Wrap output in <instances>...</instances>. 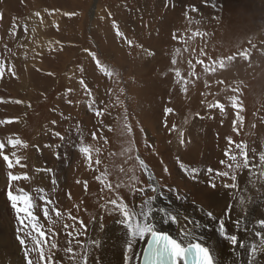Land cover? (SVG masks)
Here are the masks:
<instances>
[{
  "label": "rangeland",
  "instance_id": "obj_1",
  "mask_svg": "<svg viewBox=\"0 0 264 264\" xmlns=\"http://www.w3.org/2000/svg\"><path fill=\"white\" fill-rule=\"evenodd\" d=\"M193 5L198 12L192 11ZM37 11L40 17L35 16ZM0 14V59L6 65L0 78V120L17 118L12 124L0 125V140L6 142L11 134L28 145L15 150L26 158L27 167L12 171L26 172L30 179L13 182V190L23 188L36 197L34 214L58 249L68 246V233L72 232L74 251H83L88 233L91 242H98L89 247V253L99 250L106 234L123 219L113 211L112 199L139 211L137 206L144 199L156 195L153 210L170 207L172 200L182 206V215L193 221L195 208L205 217L211 211L217 217L211 219L215 224L222 216L227 227L237 224L230 216L232 209L241 207L239 211L251 219V230H242L245 241L241 242L248 252L243 260L245 264L250 260L264 264V247L254 244L260 240L255 232L264 219V191L257 198L254 189L264 185L261 170L255 174L238 170L236 189L221 186L232 183L227 178L211 188L206 172L208 168L229 170L231 175L220 163L226 159L229 137L246 145L250 156L255 153L258 158L264 151V0H0ZM14 20L26 23L27 32L21 26L12 36ZM113 21L135 47L130 48L115 34ZM197 31L206 35H194ZM173 33L183 41L173 39ZM249 40L256 44L255 49L250 48ZM201 49L206 55L201 56ZM243 49L252 52L251 60H225L224 70L217 63L215 72H205L197 63L203 59L210 64ZM90 53H95L99 67ZM9 66L14 67L15 76L7 70ZM175 70L182 74L179 82ZM233 97L243 104L238 130L233 127ZM216 101L225 105L223 112L209 108ZM166 107L174 112L165 116ZM98 109L102 116L94 115ZM173 124L176 130L170 131ZM81 147L90 149L92 167L79 151ZM12 151L5 148L9 155ZM235 154L242 162L238 150ZM140 160L154 175L159 194L150 189L143 195L131 191L148 185ZM181 164L189 171H199L193 176ZM6 173L0 158V239H4L0 240V264H24L16 238L19 224L6 197ZM236 194L244 201L257 198L252 212L245 202L229 207ZM40 195L52 203L45 205L39 201ZM177 195L181 199L177 200ZM44 207L49 208L48 218ZM53 208L61 211L63 220ZM69 213L77 220L70 219ZM80 221L86 226L83 234H78ZM254 245L258 257L250 251ZM53 251V264H71L63 251ZM88 260L92 261L90 255Z\"/></svg>",
  "mask_w": 264,
  "mask_h": 264
},
{
  "label": "snow or ice",
  "instance_id": "obj_2",
  "mask_svg": "<svg viewBox=\"0 0 264 264\" xmlns=\"http://www.w3.org/2000/svg\"><path fill=\"white\" fill-rule=\"evenodd\" d=\"M205 2L207 3V0H205ZM192 11L198 12L199 9H197L195 5H193ZM64 14L67 16L75 15V13ZM35 16L40 17L41 13L37 11L35 12ZM21 26L24 28L25 32H27L28 28L26 23L21 25L14 20L10 29V34L12 36H15L17 28ZM113 27L115 29V34L121 37L130 48L135 47L133 41L127 39L124 33L120 31L119 26L116 24L115 21H113ZM32 31L35 32V28H33ZM194 35L204 36L206 35V33H200L199 31H197L194 33ZM173 39L180 40L181 42L183 41V37H181L177 33H173ZM248 44L251 49H255L257 47L256 44H254L251 40L248 41ZM5 48L7 49L6 45ZM149 51L150 54L154 55V53H151V50ZM90 55L99 67L100 64L99 61L96 59L95 53H90ZM204 55H206V53L203 49H201V56ZM251 56L252 52L249 49H243L238 53L229 55L226 58L220 59L219 61L213 59L211 60L210 64H206L203 59L198 60L197 63L204 67L205 72H215V65H217V63L219 65L220 70H224L226 68L225 60L228 62H232L239 58L245 61H249L251 60ZM171 63L175 65L176 60L173 59ZM189 63L191 64V61H189ZM5 70V62L3 59H0V78L4 76ZM7 70L13 76L16 75L14 67L9 66ZM108 74L110 75V73ZM174 75L177 78V82L183 79L182 74L179 70H175ZM79 82L81 85H85V81L83 79H81ZM220 83L223 84L224 81L221 80ZM231 90L233 92H239V89L233 88ZM16 103H21V101H16ZM231 107L236 110V119L233 121V127L238 130L239 126L237 124V121H242L243 119L240 115L241 111L243 110V104L242 102L238 101L236 97H233ZM209 108H217L223 112L225 110V105L220 101H216L214 104H210ZM173 112L174 109L171 107L164 108L165 116L172 114ZM94 115L102 116L103 112L102 110L98 109L94 113ZM16 119L17 118H6L4 120H0V125L12 124ZM53 123H55V121H53ZM164 126L168 127L166 119L164 121ZM129 129L131 131V128ZM175 130L176 125L173 124L171 126L170 131ZM56 135L59 136L60 134L56 133ZM92 136L93 139H96L95 133H92ZM180 136V143L183 144L185 142L182 139L184 133L181 132ZM227 142L229 147L224 152V156L226 157V159L220 161V163L221 165H225L227 169L231 170V175L229 170L220 171L208 168L206 172L209 176V186L211 188L217 187L218 180L225 181L227 178L230 179L232 183L223 182L221 186L225 189H236L238 187V184L236 183L238 179L236 172L238 170H247L250 174H255L256 170L259 169L261 170L260 175H264V151H262L257 158L255 153L251 156L249 155V150H246L247 146L243 143H236L232 140L231 137L227 138ZM6 147H11L13 149L10 155L5 152ZM18 147L27 148L28 145L24 143L20 138L13 137L11 134H9V138L6 142L0 140V158H2L7 168L6 178L8 182V187L6 191V197L11 209L15 212V218L19 224V227L17 228L16 238L21 247V251L23 252L24 264H53V250L63 251L64 254L68 256L69 260L71 261V264H87L89 259V250L83 249V245L80 244L79 240H77L76 244L79 245V247L83 249V251H74L72 241L73 233H68V246L63 249H58V244L54 240L49 239L48 233L43 230V227L38 223V217L34 214V208L37 206L36 197H34L29 192L25 191L23 188H18L15 191L13 190V182L21 180L27 181L30 179L29 175L26 172L14 174V172L12 171L16 167H20L21 169L27 167V164L24 163V159L26 158H22L20 155L17 154V151H15ZM47 147H50V145ZM237 150L239 152V155L243 157L242 162L238 160L237 155L235 154V151ZM79 151L85 154V156L89 160V167H92L90 149L88 147H81ZM97 151L99 150L97 149ZM139 163L140 166L147 173L148 185L147 188L131 189V191L133 192V194L138 193L140 195H143L147 190L150 189L153 193L159 194L160 188L156 186L154 175L151 172H148L147 165L143 160H140ZM95 164L99 165L100 161L96 160ZM180 167L182 169H185L184 164H181ZM164 171L167 172L168 169L165 168ZM185 171L189 172V174H192L194 176L196 173H198L199 170L196 168H191L190 171L188 169H185ZM96 179L100 181L101 184H104V180L101 179V176H97ZM133 180H135V177H133ZM52 183L55 184V181H53ZM119 186V184L116 185V187ZM84 187L85 189H87L86 182ZM107 187L111 189V183L107 184ZM43 191V189H39L40 193H42ZM169 191H172V189H169ZM156 199V195H152L144 199L143 203L137 206L139 208V211H133L129 208L127 204L123 203L122 201L120 203H118L116 199H112L110 201L112 205L116 206L113 211H118L123 217V219H121L119 223L127 229V241L124 256L125 264H131L133 259L141 260L142 264H218V261L213 255L211 248L209 246H206L203 242V236L196 235L194 229L189 227V225H194L197 228L200 226L198 222L193 221L190 217L186 215L182 216L183 221H185L186 223L178 227L177 235L175 237L166 231L160 230L157 227V222L155 221V218L153 216L154 201ZM176 199L179 200L181 199V197L177 195ZM39 201H43L45 205L52 203L44 195L39 196ZM101 207H103V205H101ZM145 207H147V211L144 210ZM52 211L55 212L57 218H59L60 220L64 219V216L62 215L59 209L53 208ZM158 211L162 212L166 217L162 220V223H171L179 225L181 214L167 212L164 209H158ZM43 214L45 218L49 217L48 207L43 208ZM68 215L69 218L73 221L77 220V217L72 216L71 213H69ZM207 215L212 220L217 219V217H215L211 211H209ZM53 223H55V221H53ZM235 226H239L238 221ZM259 226L260 230H257L255 232V236L261 239V246L264 247V219H261L259 221ZM65 227H74V225H66ZM85 228L86 226L83 224L82 221H80V230L78 231V234H83V230ZM217 231L220 237L229 242L230 246L247 247L240 241V238L237 234L228 233L225 218L219 219V227ZM49 232H51V229H49ZM53 235L55 234L53 233ZM138 242L145 243V247H143L141 252L135 251V247ZM93 243L97 244L98 242L93 241ZM45 249H47V251H45ZM251 253H256L255 246L251 248ZM250 264H254V261H250Z\"/></svg>",
  "mask_w": 264,
  "mask_h": 264
},
{
  "label": "bare ground",
  "instance_id": "obj_3",
  "mask_svg": "<svg viewBox=\"0 0 264 264\" xmlns=\"http://www.w3.org/2000/svg\"><path fill=\"white\" fill-rule=\"evenodd\" d=\"M36 4H38V3H36ZM95 6L96 5H94V8H95ZM19 110H21V109H19ZM254 189L256 190L255 195H257V198H258L260 192L262 193V191H264V185H257ZM256 199L244 201L242 199V197L240 196V194L239 195L236 194L235 195L236 201L233 202V204L230 205L229 207H234L236 205H240V204H243L245 202L246 208L252 212V210H253L252 203ZM228 200H229V198H228ZM258 201H260V199ZM169 202H170V207H163L160 209H164L167 212H173L174 214L179 213L182 215V211H181L182 206L181 205L176 206V202L172 201V200H170ZM221 203L222 202H220V204ZM227 204L228 203L221 205L223 210L227 207ZM240 209H241V207H236V208L232 209V211H234V214L230 216L233 219V221H235V219H236V221H238V224H239L238 228H236V226H235L236 224L232 227L231 226H229V227L226 226V227H227L228 233L237 234L240 238V241H241V239L242 240L244 239V235L242 234V230H244V229H247L248 231L251 230V229H249L250 228L249 223L251 222V219H250V216L243 215L239 211ZM199 212L196 211L195 208L192 211V213L194 215L193 217L196 220L195 222H198L200 226L197 228L194 225H189V227L194 229L196 235L203 236V238H204L203 242L205 243L206 246H209L211 248L213 255L216 257V259L218 261V264H245L246 262L243 260V256L247 255V253H248L246 251L247 249L245 247L243 249V247H239V246H237V247L230 246L228 241L224 240L222 237L219 236V233L217 231V229L219 227V223L215 224L214 221H211V218L205 217L206 215H201ZM188 213H191V212H188ZM262 213L264 214V210H262ZM153 216L155 218V221L157 222V227L162 231H166V232L170 233L174 237L177 235L178 227L186 223V222L182 221V218H181L179 225L171 224V223L164 224V223H162V220L165 219L166 217L164 216V214L162 212L158 211V209L153 210ZM221 217H218V218L220 219ZM233 221H232V225L234 224ZM252 237H253V235H252ZM0 240H1V243H2V241L4 242L3 238ZM91 241H92L91 235H90V233H88L86 238H85L84 249H89V247L93 248V242H91ZM126 241H127V229L123 228L121 225L116 226L113 230L109 231L106 234L105 239H104L103 244H102V247L99 250L91 249V252L89 253V255H90V257H92V261L88 260L87 264H125V260L123 261V258L125 255ZM244 241H245V239H244ZM255 241H257L254 243L255 245H260V246L262 245L261 239L259 241L256 239ZM13 242L17 243L16 240H13ZM144 244L145 243L138 242L136 247H135V251L141 252ZM252 247L253 246L249 247L250 251H251ZM253 255L258 257L257 251ZM139 262H140V260L133 259L131 264H139ZM254 264H255V262H254Z\"/></svg>",
  "mask_w": 264,
  "mask_h": 264
}]
</instances>
